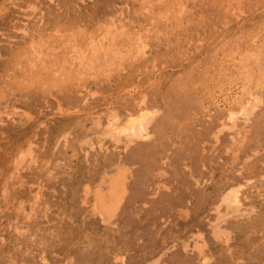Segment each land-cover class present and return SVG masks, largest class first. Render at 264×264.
Here are the masks:
<instances>
[{"label": "rangeland", "instance_id": "rangeland-1", "mask_svg": "<svg viewBox=\"0 0 264 264\" xmlns=\"http://www.w3.org/2000/svg\"><path fill=\"white\" fill-rule=\"evenodd\" d=\"M0 264H264V0H0Z\"/></svg>", "mask_w": 264, "mask_h": 264}, {"label": "bare ground", "instance_id": "bare-ground-1", "mask_svg": "<svg viewBox=\"0 0 264 264\" xmlns=\"http://www.w3.org/2000/svg\"><path fill=\"white\" fill-rule=\"evenodd\" d=\"M112 36H113V33L109 34V32L107 31V33H105L104 36H101V37H102V39L103 38L107 39V38L112 37ZM127 39H129V38H127ZM103 40H105V39H103ZM84 45L83 44L82 45L81 44L73 45L74 55H73V58H72L73 60L70 63H72L73 67H76L77 65H79V67L76 68V69H79V70L81 68L86 70V68L89 67V64L92 65V63H94L93 58L97 57L98 50L100 49V45L96 44L95 40H93V39L88 40V45H87L88 49L86 48V45H85V47H84ZM142 45H144V44H141V46H138V48H136V50L138 52H143V47L144 46H142ZM58 51H59V49H58ZM66 52H68V51H66ZM36 53L39 54V52H36ZM75 59H77V60H75ZM64 62H66V59L64 60ZM81 63H82V65H80ZM85 64H87V65H85ZM80 74H81V72H79V75ZM256 97H254V99H256ZM142 102H143V100H142ZM255 103L253 104L252 102L250 103L248 100H246L243 104H241L240 112L242 113V115H244V116L250 115L253 112V110L255 109L256 105H257V103L256 104ZM153 113H154V111H153ZM232 113L234 114V112H232ZM232 113L230 114V116L232 115V117H233L235 114L233 115ZM237 113H239V111ZM64 114H66V113H64ZM234 117H236V116H234ZM234 117H233V119H234ZM151 118H152V113L151 112H149L148 110H141V112L139 114H137V115H128V117H126L125 120H121V122H120V119H119L117 113L108 111V121H106L107 123H106L105 128H104L105 129V133H107L106 135H108L109 132L116 130L115 132H112V134L114 133V135H115V138H114V136L112 137L113 139L118 138L117 137V133H119V134L121 132L124 133V135L126 136L124 145H126V143L127 144L130 143L133 140H135L136 138L143 137L144 136L143 133L147 134V126H148V122L150 121ZM227 118H229V120H230L229 116ZM96 124L98 125L99 123H96ZM224 126L222 125V127H224ZM231 127H234V126L232 125ZM147 136H144V137H147ZM252 152H254V151H252ZM238 192H239V187H236V188L235 187H228L225 191L222 192L220 200L216 204L217 205L216 206V214H217L216 220L217 219L218 220L216 222H214V224H212L213 225L212 228H213V234L217 238H221L222 236H227L228 235V232L225 231V228H223L220 225L221 220H224L225 217L227 215H229L230 213L234 214V215H242L244 213L243 211L241 212L242 208H240V206L242 204H241ZM221 206H224V208H225V212L224 213L221 212ZM227 237H229V236H227ZM225 241H227V240L225 239Z\"/></svg>", "mask_w": 264, "mask_h": 264}]
</instances>
